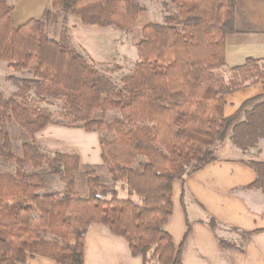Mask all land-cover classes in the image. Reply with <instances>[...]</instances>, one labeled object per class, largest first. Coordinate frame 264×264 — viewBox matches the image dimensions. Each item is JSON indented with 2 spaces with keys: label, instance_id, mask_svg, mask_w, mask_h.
Listing matches in <instances>:
<instances>
[{
  "label": "trees",
  "instance_id": "obj_1",
  "mask_svg": "<svg viewBox=\"0 0 264 264\" xmlns=\"http://www.w3.org/2000/svg\"><path fill=\"white\" fill-rule=\"evenodd\" d=\"M172 2L176 13L142 28L139 61L117 84L107 72L120 67L103 70L80 53L66 18L56 41L48 33L50 8L16 26L14 7L0 0V61L32 75H9L16 91L10 97L0 92V164L15 165L14 172L0 171V264H24L28 255L85 264V235L94 223L123 236L144 264H184L183 245L176 248L164 230L173 212L174 181L184 183L215 161L216 146L230 130L243 152L264 138V94L246 100L234 115L224 114V95L264 78V67L249 58L230 70L228 81L223 76L226 40L236 31V0ZM53 7L84 24L124 31L142 11L136 0H53ZM55 102L59 119L43 105ZM109 111L119 114L108 121ZM241 115L245 120L239 121ZM8 121L21 128V155L13 151ZM49 124L99 133L103 164L88 165L87 192L76 190L80 156L48 151L36 140ZM247 163L257 172L249 188L264 192V161ZM101 167L111 182L101 181L95 169ZM47 175L63 190H49ZM118 183L129 197H120ZM207 224L219 229L213 217Z\"/></svg>",
  "mask_w": 264,
  "mask_h": 264
},
{
  "label": "crops",
  "instance_id": "obj_2",
  "mask_svg": "<svg viewBox=\"0 0 264 264\" xmlns=\"http://www.w3.org/2000/svg\"><path fill=\"white\" fill-rule=\"evenodd\" d=\"M52 1L11 0L16 26L40 18L46 9L52 7ZM53 17H56L57 25L61 28L60 11L54 10ZM68 20L74 39L78 28L81 33L102 34L99 27L83 25L75 17L68 16ZM51 28L52 23L50 37L59 41L60 31L54 34ZM235 28L236 31L226 40L225 68L230 71L249 58L256 59L264 67V0H236ZM101 39L98 36L88 38L82 40L81 44L83 47L85 44L98 46ZM85 48L90 55V58L86 57L97 64L106 58L103 57L104 52L95 55L88 47ZM6 67L9 68L8 64L0 61V71L3 72ZM263 94L264 78L226 93L225 116L234 115L246 100ZM243 120L245 116L241 115L239 121ZM231 135L232 130L224 141L217 144L215 161L186 176L184 183L179 179L174 181L173 212L164 230L171 234L176 248L183 245L184 264H264V192L260 188H249L256 181L257 172L247 163L251 160L264 161V138L256 147L243 152L233 144ZM36 140L51 152L74 150L82 164H103L100 135L96 131L49 124L36 134ZM209 217L217 221V231L207 224ZM220 239L236 247H225ZM84 263L144 264V257L134 255L123 236L111 232L103 224L94 223L88 227L85 235ZM24 264L59 263L45 256L28 255Z\"/></svg>",
  "mask_w": 264,
  "mask_h": 264
},
{
  "label": "rangeland",
  "instance_id": "obj_3",
  "mask_svg": "<svg viewBox=\"0 0 264 264\" xmlns=\"http://www.w3.org/2000/svg\"><path fill=\"white\" fill-rule=\"evenodd\" d=\"M11 0H8L10 3ZM140 6L142 7V11L140 15L138 16L137 22L135 26L128 30H119L113 26L108 27H100L98 25H93L96 27H99L101 31V36L97 35L96 33H81L80 28L76 29L75 31V39L74 35H72V25L70 24L68 20V16L75 17L79 19L80 23L84 24L80 17H77L73 14L65 15L63 11L60 8H54L53 7V1H52V7L51 10V18L48 22V33L50 36V25L52 23L51 31L54 34H57L60 31V39L61 34L64 26V20L66 18V25L69 28V36L71 44L85 57L90 55L85 47H88L87 49L91 50V53L95 55H100L102 52H104V58L103 61H99V67L103 70H107V68H112L114 66L120 67V69L116 72H107L109 76L112 77L115 83L120 84L121 78L128 74L135 66V64L139 61L138 56V49L137 45L142 39V28L149 24V23H163L164 17L168 14H174L177 12V9L175 5L173 4V0H136ZM54 10L60 11L62 14V27L59 28V25H57L56 17L54 18ZM92 26V25H87ZM101 37V41H99L97 45L90 46L85 44V47L82 46L81 42L82 40H87L88 38H96ZM60 41V40H59ZM100 44L102 46H100ZM98 48V49H97ZM103 54V53H102ZM91 60V59H90ZM92 61V60H91ZM223 76L226 81L231 76V72L228 71L225 67L222 69ZM9 75H16L18 77H31L32 75L28 72L24 73H15L13 70L9 68H5L4 71H0V92L4 94L6 97H10L17 89L16 85L13 81L9 80L7 77ZM46 107H49L55 114L56 118H60L58 112L60 110V103L55 102L51 104H43ZM118 111H109L105 118L106 120L110 121L115 116H118ZM8 130L11 134L12 142H13V151L17 155H21V144H22V137H21V128L19 125L15 122L8 121L7 123ZM69 153H76L74 150L70 151ZM89 169V166L86 164H83L81 167L79 173L76 175V190L80 192H87L86 191V172ZM98 175L101 177V181L103 183H109L111 182V177L109 174V171L107 167H101V168H95ZM0 171L2 172H14L15 171V165L9 164L7 162H3L0 164ZM53 176L47 175V181L49 182ZM118 187L119 192H121L120 197L127 198L129 197L127 189L122 188L121 183L116 184ZM48 187V185H47ZM49 190H63V186L59 184L58 180H51L49 182ZM132 199L135 201L140 202V198L138 196H131ZM47 238H51V235H45Z\"/></svg>",
  "mask_w": 264,
  "mask_h": 264
}]
</instances>
